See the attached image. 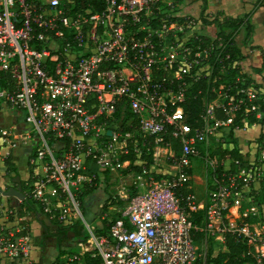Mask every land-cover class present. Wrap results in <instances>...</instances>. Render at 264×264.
I'll list each match as a JSON object with an SVG mask.
<instances>
[{
	"label": "built area",
	"instance_id": "built-area-1",
	"mask_svg": "<svg viewBox=\"0 0 264 264\" xmlns=\"http://www.w3.org/2000/svg\"><path fill=\"white\" fill-rule=\"evenodd\" d=\"M103 2L96 10L79 0H0V106L14 111L11 124L0 125V158L19 140L30 148L31 174L23 191L45 213L73 223L80 215V194L94 177L91 165L98 171L123 168L128 161L121 157L130 149L140 153L147 136L154 145L179 143L178 151L168 156L170 169L164 177L138 175L144 178L141 188L112 217L104 211L100 226L82 218L87 239L77 243L78 253L60 259L70 264L92 251L102 264H204L195 234L203 233L204 244L215 231L231 230L251 247L253 263L262 264L264 241L258 233L255 237L245 224L232 229L222 222L228 201L238 202L243 186L258 180L263 169L254 161L247 166L236 161L234 171L216 175L203 224L194 223L186 210L199 208L190 192L199 146L219 127L234 123L241 105L256 109L260 88L237 78L234 93L229 91L234 80L221 81L203 125L184 122L182 108L170 107L182 99V88L174 92L165 85L182 79L192 67L194 75L209 77L217 69L220 75L221 53H213L209 61L212 53H189L185 44L181 53H161L169 32L194 25L192 20H171L180 16L167 8L176 0ZM152 20H158L156 27ZM156 70L170 78L155 79ZM216 81L214 76L211 82ZM214 107L221 108L225 119L214 116ZM259 153L264 157V148ZM213 220H218L215 227ZM98 227L105 233H98ZM32 259L27 216L0 201V264Z\"/></svg>",
	"mask_w": 264,
	"mask_h": 264
},
{
	"label": "trees",
	"instance_id": "trees-1",
	"mask_svg": "<svg viewBox=\"0 0 264 264\" xmlns=\"http://www.w3.org/2000/svg\"><path fill=\"white\" fill-rule=\"evenodd\" d=\"M84 5H90L92 8L96 10H100L104 6L103 0H79ZM200 1V10L198 19L201 21L202 24L206 26H214L216 28V35L215 37H205L202 35L199 36H192L188 42L185 43V46L189 48V53H212V55L208 58L209 61L213 60V53H221V65L224 68L223 73L218 75L214 70L212 74L208 77L204 74L194 75L195 67H192L189 74L184 75L182 79H173L170 85H165V89H171L172 91L176 92L180 88H182V99L177 101L174 105H171V108L175 106H180L183 111V121L194 126V127H201L203 125L202 116L205 114L206 108L210 101H212L216 93L214 89L217 88V85L221 81L225 80H234V90H229L230 92L236 91L235 84L239 85L240 83L237 82V78L239 75L245 76V72H242V68L239 65L238 61L242 57V52L240 47L234 44L232 40V34L236 33L240 30V28L244 27V39L246 42L251 38V33L253 30V25L250 21L248 13H243L238 16H219L218 14L208 16L206 13V9L208 6V0H199ZM258 5H263L264 0H255ZM161 15H157L159 19ZM171 20L183 21V20H192V17L189 16H178L173 17ZM194 21V20H192ZM158 20H152L151 24L153 27H156ZM228 54V57H226ZM235 63L232 66V63ZM226 67V68H225ZM256 72H261L264 70V57L262 58L261 64L259 67L254 68ZM155 79H161L163 76L170 78V74L168 72L164 73L161 70H156L153 73ZM214 76H217V81L212 83L211 80ZM243 78V77H242ZM248 82V81H246ZM258 88L259 85H256ZM245 106L241 105L239 110L235 113V121L239 122L241 125V118L246 117V122H254L255 116L253 114H244ZM262 111V120H264V103L261 106ZM214 116L220 119H225L226 115L219 107H214ZM147 145H151L152 138L146 137ZM171 148L175 151L179 149V143L177 141L171 142ZM225 155L228 158L233 160H237L241 166H247L248 162V155L241 153L237 149H223L221 153V158H224ZM122 159H130L131 161L134 160V153L130 149L129 152L121 157ZM141 158L145 160L146 168L152 162V158L150 155L141 154ZM4 165L6 166L5 175H9L11 173H17V169L12 162L11 156H7L3 160ZM134 170H141L140 166L131 165ZM93 187L86 188L80 194V201L82 205L84 203V195L89 193ZM261 188V202L264 203V188ZM133 196V195H132ZM130 196V197H132ZM28 201L22 202L23 208L32 211L33 215L36 216L39 213L38 207H36L35 201L32 200L30 197L27 198ZM113 201H105L103 204V209L106 208L108 204ZM84 208V207H83ZM188 216L190 219L193 220L194 223L200 224L203 220V211L202 210H191L186 209ZM226 212V210H224ZM103 213V212H102ZM101 213V214H102ZM19 215H25L24 211H19ZM100 214V215H101ZM114 213H111L110 216L112 217ZM247 222H251L252 218L248 217L246 219ZM104 221L101 223L103 224ZM98 226V225H97ZM71 232L73 234L72 239L75 240L74 247L69 249V254L78 253L79 248L77 247V242H85L88 237V234L80 223H72L66 229H58L57 232L54 234L56 237V241L59 244L63 238L67 236V233ZM98 233L104 234L105 229L99 228L97 229ZM202 235L200 233L195 234L196 239H200ZM223 249L218 251L217 253L213 254L211 250L206 253V262L205 264H247L249 261L254 262L255 258L252 257L251 253H248L249 246H247L243 241L238 239L233 231L225 230L223 232ZM64 250L60 249L58 254H64ZM60 258V257H59ZM56 259L54 262L59 260ZM262 264H264V256L261 258ZM101 264V258L99 255H92V251H85L79 255V258L73 260L70 264ZM60 264H64L63 260H60ZM195 264H199V261Z\"/></svg>",
	"mask_w": 264,
	"mask_h": 264
},
{
	"label": "rangeland",
	"instance_id": "rangeland-1",
	"mask_svg": "<svg viewBox=\"0 0 264 264\" xmlns=\"http://www.w3.org/2000/svg\"><path fill=\"white\" fill-rule=\"evenodd\" d=\"M178 0H176L177 2ZM257 1H255L256 3ZM175 3V2H174ZM264 6V3L263 5ZM171 7V6H170ZM162 10H165V7H161ZM245 8V7H242ZM169 13H178V10L173 9L172 11L169 10ZM250 13L248 12V15ZM252 17V14L249 15V18ZM253 18V17H252ZM254 19V18H253ZM199 22L200 20L192 25L190 28L186 29L185 31H172L168 33V36H166L165 40L163 41V49L161 50V53H171V50H174L175 53H181V46L184 45L186 42L189 41V39L193 36H205V37H215L216 35V28L214 26H209L208 28H204ZM203 29V30H202ZM244 27L240 28V30L236 33L232 34V40L235 45L240 47V49L244 48V51L248 49H254L251 51V53H261L263 51L261 47L256 43L255 38L252 37L247 40L246 42L244 39ZM172 48V49H171ZM179 51V52H178ZM200 53V52H198ZM245 53V52H244ZM260 58V56H259ZM235 64V63H234ZM226 68V67H225ZM222 70V73L224 71V68L220 67V71ZM243 77V78H242ZM240 76L239 78L242 79V81H248L252 82L255 85H259L258 88H260V95L261 98L260 103H258V107L256 109H249L246 108L244 110L245 115L253 114L256 117V114L261 115V106L264 103V87L260 81L253 80L249 74H246L245 76ZM260 83V84H259ZM217 96V95H216ZM259 98V99H260ZM166 99V98H165ZM19 121H21V117H19ZM231 127V130L228 129H222L221 126L219 128L220 132L219 134H215L211 138L209 137L208 141L203 143L202 146H199L198 153L193 156V185H194V195H196V204L197 202H202L203 200L207 202V195L213 188V181L216 177V175H220L221 168H220V149H223L222 147H226L222 145L223 140L226 142V137H234V123L229 125ZM216 132V130H215ZM211 136V135H210ZM260 143L262 144L264 148V136L261 137ZM201 147L203 148L201 150ZM27 151L24 150L23 152ZM19 153L21 155L20 161L21 166L24 168V160H25V153ZM252 161L255 162L256 166L259 169H263L260 173V176L258 178L259 184L256 185V190L253 188L247 189V194L250 193L251 197H246V193L242 195L240 200L238 202H234V199H231L228 201L229 205L234 204L237 210L234 207H230V210L228 211V214L226 215V223L228 227L234 229V225H240L245 224V226L249 227L251 229L250 231L253 233V235H257L260 237L262 241H264V204L261 202V195L262 190L260 187L264 188V157L261 156L259 151H252ZM121 170H118L117 172H112L106 175L105 180L101 179L96 185L95 188L96 191L92 192V190L89 192V194L84 195V203L88 202V199H93L91 204V209L88 212L86 210V207H84V203L82 205V202L80 201L79 211L80 215L75 216L73 223H80L83 225L82 218L87 220L88 222L92 219L97 217L101 213L102 204L104 200L109 197H115V199H119L120 195H122V191L126 194L130 193L131 190V179L129 175H124L123 173L119 172ZM3 170H0V186L2 189H6L8 186H13V184L9 181L8 177L12 175L11 173L9 176L3 177ZM31 174L29 165L26 167L25 173H20L19 175L22 178V187L23 190L25 189V185L28 181V176ZM104 180V181H103ZM112 182V183H111ZM251 184V183H250ZM89 187L88 185L85 186V189ZM250 187V186H249ZM253 187V186H252ZM255 191V192H254ZM124 196V195H123ZM0 201L6 203L7 205H15L16 202L19 203L18 206H14L16 211H24L25 215L30 216L31 221V232H32V239L38 245L42 248L41 250V264H52L56 259L59 257H62L63 255L68 254L69 249L74 247L75 240L72 239L73 234L71 232L67 233V236L61 240V242L58 244L56 241V237L54 234L57 232L58 229H66L70 226V224H63L61 221H59L56 217H51L47 213H45L41 207L38 205V203L35 202L36 207L39 209V213L36 215L38 216L37 219H40L42 221V225H40L33 215L32 211L24 209L22 202L19 201L15 197H5L0 195ZM250 217L252 218L251 222H247L246 219ZM72 224V223H71ZM214 225H218V222H216ZM84 227V225H83ZM85 228V227H84ZM220 236V237H219ZM256 237V236H255ZM257 241V238H256ZM254 242L255 245H259V240ZM223 243V236L216 235L209 238L207 247H206V253L211 250L213 254L217 253L218 251H221L223 249L222 247ZM77 245V244H76ZM64 250V254L59 255V250ZM260 249V248H258ZM75 264V263H72ZM247 264H254L252 261H249Z\"/></svg>",
	"mask_w": 264,
	"mask_h": 264
},
{
	"label": "crops",
	"instance_id": "crops-1",
	"mask_svg": "<svg viewBox=\"0 0 264 264\" xmlns=\"http://www.w3.org/2000/svg\"><path fill=\"white\" fill-rule=\"evenodd\" d=\"M245 7V8H242ZM169 10H173L176 9V11L178 10V13L176 12L175 14H178L180 16H189L192 17V20H194V24L197 23L199 21L198 16H199V10H200V1L199 0H178L177 2L173 3L170 6L167 7ZM250 13L252 14V17L254 18H250V21L253 25V30L251 33V37L254 39L256 43L261 47V49L263 51H261V53H251L252 50L254 49H248L246 51H244V48L241 49V54L242 57L241 59L238 61L239 65L242 68V72H245V74H249L250 77L253 80H257L260 81L261 83H264V70H262L261 72H256L254 70V68H257L260 66L262 58L264 57V6L262 5H258L257 3H255V0H208V6L206 9V13L208 14V16H213L215 14H218L220 17L221 16H238L241 15L243 13ZM249 14V15H250ZM202 26H204V28H208L209 26H206L204 24H202L201 22H199ZM203 30V29H202ZM245 52V53H244ZM260 56V58H259ZM260 84V83H259ZM264 87V84H262ZM262 115L257 114L255 117L254 122H246V119L240 120L241 121V125L239 124V122L234 120V137H227V135L225 134L224 136L226 137V142L225 140H223L222 145L226 147H222L223 149H237L239 150L241 153L243 154H247L248 155V162L247 164H249L252 159V151H260L261 148H263L262 144L260 143V139L262 136H264V120H262ZM14 116V111L1 105L0 106V125H8L11 124V122L13 121V117ZM17 127L21 126V121H19V117L17 118V120H15ZM224 127H222V129H228L231 130V127L229 125H223ZM220 128V127H219ZM216 129V132L214 134H212L210 136V138L212 136H214L215 134H219L220 130ZM148 137V136H147ZM143 142V141H142ZM25 152H23L24 150H26ZM203 149V148H202ZM220 149L219 153H220V168H221V172L222 173H230L232 171H234V169L238 166V162H236L237 160H233L231 158H228L226 155L224 158H221V153L222 150ZM140 150L141 152L138 154L134 153V160L131 161L130 159H124L126 161H128V163L121 169L119 172L123 173L124 175H129L130 179H131V190L129 194H126L125 192L122 191V195H120L119 199H115V197H109L110 199L107 198L108 201H113L110 204H108L106 206L105 209H103V204L105 203V201H107L106 199L104 200L103 204H102V212L104 211H108V215L110 216L111 213H113V211L116 212L117 209H119L120 207L123 206V204H125V202L127 201V198H129L130 196L134 195L135 192L140 189L141 185H143L144 182V178L138 179L137 176H152L155 179L164 177L167 172L169 171L168 169H170V159H168L169 154L172 152V149L170 146L166 147L164 144L161 145H154L153 142L151 143V145H145L144 142L142 143V145L140 146ZM25 153V160L24 162V168L21 166V155L19 153ZM30 153V148L25 145L24 143H22V141H18L17 144L10 150V153L8 156H11L12 158V162L14 163L16 169H17V173H13L12 175L16 174L19 175L20 173H25L26 172V167L28 166V155ZM147 154L150 155L152 158V162L149 164V166L146 168L145 166V160L143 158H141V154ZM125 155V154H124ZM131 165H137L141 167V170L137 171L134 170ZM192 165L193 164V159H192ZM239 165L241 166V164L239 163ZM192 166V168H193ZM5 169L6 166L4 165L3 162V158H0V170H3V177L5 175ZM90 169L93 171L94 173V177L91 181V185H88L92 188V192H95L96 189L95 185L101 180L104 179L106 175H108L109 173L112 172H117L118 170L115 171H110V170H105V171H98L96 170V168L91 165ZM10 175V174H9ZM9 175H5L6 177ZM20 176V175H19ZM193 177H194V173L192 170V178H191V182H190V192L194 193V185H193ZM20 179H22L20 177ZM103 180V181H104ZM112 183V182H111ZM251 183V184H250ZM248 185L243 186V188L241 189V193L239 195L238 200H240V198L242 197V195L244 193H246V197H251L252 195L250 193L247 194V189H251L253 188L254 190H256V185L259 184L258 180H255L253 182H250ZM250 186V187H249ZM253 186V187H252ZM255 192V191H254ZM89 194V193H88ZM124 195V196H123ZM208 197V195H207ZM195 200L196 199V195H194ZM208 199V198H207ZM92 200L93 199H88V202L84 203V208L86 207V210L89 212L91 209V204H92ZM208 201V200H207ZM198 203V209L197 210H202L203 211V220L202 223L203 224L205 222V218H204V210L203 207L205 204H207L206 201H202V202H197ZM262 204H264L262 202ZM19 203L16 202V204L14 206H18ZM230 207H234L236 210L237 208L235 207L234 204L229 205L228 203V208L226 209V212L223 211V218H222V222H226V215L228 214V211L230 210ZM196 211V210H195ZM100 213V214H101ZM100 214L95 217L92 218L89 222L87 220H85L87 223L89 224H94V225H98L100 226L99 222V218H100ZM30 216L27 215V223L29 224V228H30V233L32 235V230H31V221H30ZM35 218L37 219L38 216H35ZM38 223L40 225H42V221H40V219H37ZM218 222V220H213V225ZM217 225H214V227ZM88 234V233H87ZM203 237V233H200ZM216 235H221L223 236V232H216L214 236ZM201 237V238H202ZM212 236L207 237V239L205 240V243L201 244V238L198 239V243L200 248V252L203 253V258H204V264L206 262V247L209 241V238H211ZM220 237V236H219ZM78 243V242H77ZM78 247V246H77ZM79 248V247H78ZM251 248V247H250ZM206 249V250H205ZM41 250L42 248L38 245V243H36L35 241H33V259L30 263L27 264H41L40 260H41ZM60 258L58 261L52 263V264H60ZM201 262V260H200ZM199 262V264H200ZM20 264H25V263H20ZM102 264V263H101Z\"/></svg>",
	"mask_w": 264,
	"mask_h": 264
},
{
	"label": "water",
	"instance_id": "water-1",
	"mask_svg": "<svg viewBox=\"0 0 264 264\" xmlns=\"http://www.w3.org/2000/svg\"><path fill=\"white\" fill-rule=\"evenodd\" d=\"M16 178V186H8L6 189H2L0 186V195L5 196V197H15L19 201H24L27 202L28 199L24 194L23 187L21 184L20 176L15 175Z\"/></svg>",
	"mask_w": 264,
	"mask_h": 264
},
{
	"label": "flooded vegetation",
	"instance_id": "flooded-vegetation-1",
	"mask_svg": "<svg viewBox=\"0 0 264 264\" xmlns=\"http://www.w3.org/2000/svg\"><path fill=\"white\" fill-rule=\"evenodd\" d=\"M15 175L16 174H14V175H10L9 177H8V179H9V181L13 184V186H16V178H15ZM21 180V184H22V179H20Z\"/></svg>",
	"mask_w": 264,
	"mask_h": 264
}]
</instances>
